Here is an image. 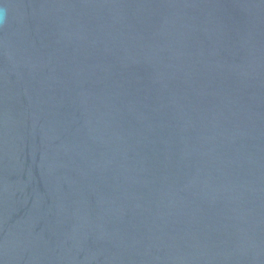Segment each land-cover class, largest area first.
Returning a JSON list of instances; mask_svg holds the SVG:
<instances>
[{"label": "water", "instance_id": "1", "mask_svg": "<svg viewBox=\"0 0 264 264\" xmlns=\"http://www.w3.org/2000/svg\"><path fill=\"white\" fill-rule=\"evenodd\" d=\"M0 7V264H264V0Z\"/></svg>", "mask_w": 264, "mask_h": 264}, {"label": "clouds", "instance_id": "2", "mask_svg": "<svg viewBox=\"0 0 264 264\" xmlns=\"http://www.w3.org/2000/svg\"><path fill=\"white\" fill-rule=\"evenodd\" d=\"M7 10L4 7H0V27L6 22Z\"/></svg>", "mask_w": 264, "mask_h": 264}]
</instances>
